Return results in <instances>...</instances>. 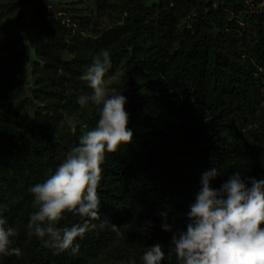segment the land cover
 <instances>
[{"label":"trees","instance_id":"trees-1","mask_svg":"<svg viewBox=\"0 0 264 264\" xmlns=\"http://www.w3.org/2000/svg\"><path fill=\"white\" fill-rule=\"evenodd\" d=\"M112 1L0 0V216L17 230L10 247L21 249L0 255V264H143L156 243L161 264H180L172 238L186 231L203 174L220 171L214 189L237 171L264 179V9L243 0ZM28 14L33 57L23 32ZM105 48L106 80L119 74L113 94L126 97L134 135L106 152L100 218L72 255L29 235V188L96 126L98 107L77 101L92 94L81 76ZM162 212L173 231L163 230ZM80 222L66 213L58 226Z\"/></svg>","mask_w":264,"mask_h":264},{"label":"clouds","instance_id":"clouds-1","mask_svg":"<svg viewBox=\"0 0 264 264\" xmlns=\"http://www.w3.org/2000/svg\"><path fill=\"white\" fill-rule=\"evenodd\" d=\"M110 67V51L101 49L81 76L92 94L80 96L77 102L82 107L89 103L98 107L96 126L65 154L66 159L54 174L29 188L35 209L27 224L29 235L34 234L45 247L57 252L70 250L76 255L80 250L75 243L77 238L97 227L93 221L100 218L97 189L105 154L117 152L133 139L125 110L126 97L109 95L106 74ZM220 175L217 168L203 174L201 190L186 214V231H179L172 238L177 260L180 264H264V179L247 178L237 171L219 189H214L211 182ZM66 213L78 215L81 222L59 227ZM160 215L163 230L173 231L168 213ZM108 223L102 221L99 227L103 229ZM150 227L151 222H147L139 230L147 235ZM16 235L17 230L0 216V255H21L20 248L10 247L11 238ZM164 258L160 243L152 245L142 256L143 264H161Z\"/></svg>","mask_w":264,"mask_h":264},{"label":"rangeland","instance_id":"rangeland-1","mask_svg":"<svg viewBox=\"0 0 264 264\" xmlns=\"http://www.w3.org/2000/svg\"><path fill=\"white\" fill-rule=\"evenodd\" d=\"M79 1H83L86 4H89L88 2H86V0H79ZM243 1H245V3L248 4L251 7V9H253V10H263L264 9V0H243ZM114 2H115V0H114ZM110 14H113V13L111 12ZM110 18L112 20H115V18H113V17H110ZM102 20L103 21L100 22L101 25H105L106 22L108 21L107 14H106V16L103 17ZM23 32L26 35L27 44H28V48H29L28 52H30V56L33 57V52H34V49L36 46V43H35L36 24H35L34 18L30 14H28L26 17V23H25V26H23ZM27 62H28L27 59L23 60L21 65H20V69H22L24 67L23 71H25V65ZM27 74H28V72H27ZM118 79H119V74L113 76L112 78H110L108 80H106L107 81V87L109 88V95H113L114 90H115L114 85L117 83ZM30 83L31 82L29 80H27L26 84L28 86L30 85ZM67 121L70 122V124L72 125L73 128H75L78 125L79 126L81 125L77 121H75L74 119L68 118ZM81 128H83V127H81ZM83 130L84 129H82V132H83Z\"/></svg>","mask_w":264,"mask_h":264}]
</instances>
